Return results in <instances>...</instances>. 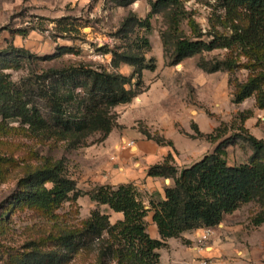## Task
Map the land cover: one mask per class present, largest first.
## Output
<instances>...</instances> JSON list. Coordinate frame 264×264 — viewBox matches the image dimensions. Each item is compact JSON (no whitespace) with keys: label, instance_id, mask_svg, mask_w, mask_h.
Masks as SVG:
<instances>
[{"label":"trees","instance_id":"trees-1","mask_svg":"<svg viewBox=\"0 0 264 264\" xmlns=\"http://www.w3.org/2000/svg\"><path fill=\"white\" fill-rule=\"evenodd\" d=\"M111 1L115 6L127 7L136 0ZM147 1L150 11L146 17L129 11L113 34L117 39L114 47L105 45L99 49L112 54L111 70L101 64L84 62L50 67L34 75L29 89L17 84L5 70L21 67L24 61L35 58L34 54L13 45L1 49L0 131L7 129L8 120H17L33 136L64 141L69 148L81 146L94 133H100V140H105L116 126L114 107L131 102L145 91L144 71L157 68L155 58L146 56L151 49L150 39L141 33L142 29L151 30L152 18L157 14H163L167 23L161 37L168 65L203 52L229 49L224 59L203 58L200 67L208 73L246 68L249 74L245 81H232L233 102L239 104L255 96L257 106L264 109V0H219L226 16V22L220 21L224 30L210 31L209 39L204 38L205 33L196 25L194 38L184 35L182 0ZM73 26L65 24L62 31L71 32ZM72 50L70 46H60L57 53L43 59ZM240 53L249 59L243 65L238 61ZM122 64L133 67L131 75L119 72ZM193 128L197 137L213 142L223 137L220 133L204 134L197 125ZM142 133L159 145H174L172 140L145 129ZM243 138L253 150L246 163L229 164L226 147L230 141L225 139L213 152L182 169L173 162L171 153L162 162L149 166L148 176L169 178L172 184L165 187L164 198L158 191L152 193L148 208L132 182L98 185L86 194L98 204L122 212V219L112 223L110 215L99 209L80 226L63 224L56 217V231L24 242L17 264H68L81 251L96 252L98 264H161L159 250L168 246V239L180 238L187 231L215 227L226 214L243 204L256 198L264 200V139L247 131ZM45 161L30 167L7 197L0 213L2 233L18 209L30 207L49 212L83 194L68 175L65 158ZM149 212L157 227V238L147 230ZM254 222L263 223L264 215Z\"/></svg>","mask_w":264,"mask_h":264},{"label":"rangeland","instance_id":"rangeland-1","mask_svg":"<svg viewBox=\"0 0 264 264\" xmlns=\"http://www.w3.org/2000/svg\"><path fill=\"white\" fill-rule=\"evenodd\" d=\"M182 2L185 16L181 30L185 36H196L194 25L205 33L206 39H209L210 31L224 30L220 21L222 19L223 23L226 22V16L219 0ZM131 10L144 18L150 11V5L147 0H136L127 7L115 6L111 0H0V50L13 45L27 49L35 56L30 62L24 61L21 67L5 71L17 84L31 89L34 75L50 67L84 62L101 64L111 70L112 54H104L99 49L105 45L114 47L117 39L113 34ZM62 18L64 20L58 22ZM69 23L74 25L73 30L62 31L64 25ZM166 28L165 16L157 14L152 18L151 30H141L151 42V49L146 56L148 59L155 58L157 68L146 72L145 91L128 104L114 107L113 112L117 118L114 128L121 132L138 130L141 133L145 129L172 140L173 146H163L172 148L171 154L178 159L176 161L174 157L173 162L180 169L213 152L217 144L225 139L230 141L226 147L229 164L248 162L253 150L243 134L247 131L264 139V109L257 106L255 96L242 103H234L232 81H245L249 70L241 66L233 71L208 73L200 67L203 58L224 59L230 53L226 48L203 52L176 65H168L161 37ZM60 46H70L73 50L51 59H43L57 53ZM240 55L238 61L241 65L249 61L248 57L242 53ZM118 70L131 75L133 67L122 64ZM139 105L145 117L149 113L150 121L147 118L132 121ZM6 124L7 129L0 131V213L4 211L7 197L14 191L18 179L30 167L45 160L65 158L68 175L76 181L78 189L83 193L77 199L65 201L49 212L25 207L11 215L5 233L0 229V264H17L24 242L56 231V217L63 224L80 226L91 217L95 209L106 214L112 213L108 205L98 204L86 193L98 185H104L99 180H93V177H107L113 173L117 159L113 157L116 154L114 148L105 144L106 139L100 140V133L92 134L77 148H69L64 141L43 140L33 136L27 126L17 120H8ZM193 125H197L204 134L220 133L223 137L217 142L197 137ZM128 150L131 151L130 148ZM158 181L153 179L149 182L147 178H139L136 183L132 182L148 207L151 194L157 191V187L163 185L164 191L166 186L172 184V180L166 182L162 177V183ZM262 215L264 200L256 198L233 213L226 214L217 226L187 231L177 240H171V243L177 248L189 249V252L181 251L179 254L188 257L192 252V264H211L213 260L233 262L242 257V251L250 249L256 240L264 239V222L259 225L254 222ZM111 216V222H116V217ZM146 222L151 236L159 237L152 212H149ZM161 249H168L169 255H172L170 245ZM163 253L164 260L168 259L166 251ZM208 253H212L213 259H210ZM68 264H98L97 253L81 251Z\"/></svg>","mask_w":264,"mask_h":264},{"label":"crops","instance_id":"crops-1","mask_svg":"<svg viewBox=\"0 0 264 264\" xmlns=\"http://www.w3.org/2000/svg\"><path fill=\"white\" fill-rule=\"evenodd\" d=\"M147 71L150 70H145L144 76H146ZM137 109V115L133 117L134 119L132 121H135L139 118H147V120L149 119L150 121V117L148 115L149 113L146 115V117L143 115L144 113L142 112L141 105H139ZM104 142L108 147H113L115 150L116 154L113 155V157L114 159H117V163L115 165L116 169L107 177L97 175L96 177H93V180H99V182L102 184L109 183L112 185H119L128 182L136 183L137 181H139V178H147L149 182L153 179H159L158 182L162 183V181H160V177L148 176L147 169L149 168V166L155 163L162 162L166 155L172 153L171 147L159 145L154 140L148 139L138 130H135L134 132H121L117 128H114L112 130V132ZM129 142L133 143L131 147L128 146ZM133 147H136V149L133 150ZM129 148L131 149L130 152L128 150ZM175 160L178 161L177 157H175ZM162 188L163 185L157 187L156 190L159 191L164 198L165 192L162 191ZM110 210L112 211V213L109 214L112 215V218L116 217V221L123 218L122 212H115L112 209ZM156 234L155 236H158ZM171 240H177V238L168 239V245H170V251L172 252V255H169L168 249L159 250V252L161 253V264H192V252L188 254V257L181 256L179 254L181 251L189 252V249L177 248L176 245H173L171 243ZM177 245L179 244L177 243ZM164 251H166V254L168 256V259L165 260V255L163 253ZM242 253V257L237 258L233 262H230L228 260H213L211 264H264V239L256 240L252 244L250 249L243 250ZM208 254L211 257L210 259H213L212 253ZM170 259L172 260L170 261ZM204 262L207 261L205 260Z\"/></svg>","mask_w":264,"mask_h":264},{"label":"built area","instance_id":"built-area-1","mask_svg":"<svg viewBox=\"0 0 264 264\" xmlns=\"http://www.w3.org/2000/svg\"><path fill=\"white\" fill-rule=\"evenodd\" d=\"M132 145H133L132 142H129V143H128V146H129V147H131ZM205 264H207V263H205Z\"/></svg>","mask_w":264,"mask_h":264},{"label":"water","instance_id":"water-1","mask_svg":"<svg viewBox=\"0 0 264 264\" xmlns=\"http://www.w3.org/2000/svg\"><path fill=\"white\" fill-rule=\"evenodd\" d=\"M165 181H166V182H170V179H169V178H167V179H165ZM147 208H148V206H147Z\"/></svg>","mask_w":264,"mask_h":264}]
</instances>
